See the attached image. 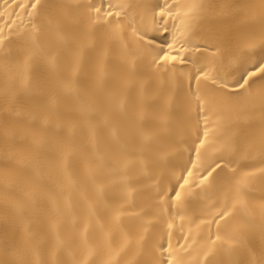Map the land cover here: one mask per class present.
<instances>
[{
    "label": "bare ground",
    "instance_id": "6f19581e",
    "mask_svg": "<svg viewBox=\"0 0 264 264\" xmlns=\"http://www.w3.org/2000/svg\"><path fill=\"white\" fill-rule=\"evenodd\" d=\"M98 2L40 0L33 10L23 7L33 0H0V264H148L168 231L150 177L167 184L171 172L179 175L205 126L202 156L230 144L226 158L237 171L226 169L219 184L169 211L176 258L207 264L211 249L216 264H264V83L215 93L201 112L182 73L205 56L188 54L189 63L169 70L154 62L173 36L177 47L227 39L258 58L264 0H108L124 6L119 35L92 23L86 5ZM165 4L170 14L161 17ZM50 15L63 18V40L45 28ZM129 23L137 33L147 30L151 47ZM34 28L42 31L38 47ZM220 74L232 85L240 65ZM160 155L166 168L155 164ZM244 173L251 174L246 214L255 228L237 216L228 231L238 228L243 241L212 245L217 229L201 220L222 203L221 188Z\"/></svg>",
    "mask_w": 264,
    "mask_h": 264
},
{
    "label": "snow or ice",
    "instance_id": "6c2138e0",
    "mask_svg": "<svg viewBox=\"0 0 264 264\" xmlns=\"http://www.w3.org/2000/svg\"><path fill=\"white\" fill-rule=\"evenodd\" d=\"M39 5L40 0H33V3L23 5V7L35 10ZM17 7H21V5H17ZM86 7L94 14L91 17L93 24L103 22L104 25L111 29L113 34L119 35L124 19H127V16L124 19L121 18L123 5H113L108 0H99L98 3L87 4ZM170 7L168 4L161 6L158 15L163 17L170 14L166 11ZM163 23L165 22L161 21V24ZM44 24L45 28L52 31L57 39H64L62 31L63 18L61 16H46ZM128 26L132 29L133 35L138 36L139 42H144L149 47L152 46V41L146 40L147 30L143 33H137V30L131 23ZM162 30L166 31V29ZM33 32L34 34L30 39L33 45L38 47L42 31L41 29L34 28ZM176 45L177 38L173 36L171 41L167 42L168 51L165 52L163 46H161L159 54L154 58V62L165 70H169L175 69L177 65L189 63L188 54L201 53V55L205 56V63L197 66L193 62V69L182 73L183 78L189 85L191 99L195 102L198 111H203L205 103L211 104L215 102V93L240 94L235 90L243 89L246 92L248 90L246 86L251 87L250 81L253 84L256 82L264 83V54L258 58L253 52H245L241 55L237 48H234L227 39L219 40L211 46L207 42L190 47H185L184 44H181L179 47ZM54 60L55 58L52 57L50 63H54ZM235 64L240 65V75L239 79L230 85L221 76L220 68L224 66L232 67ZM202 135L203 139H199L197 146L193 147L188 163L184 165L183 171L179 175L171 172L167 184L161 183L155 175L150 177L155 181L152 190L155 194L154 199L157 201V216L168 217L166 219L168 231L165 234L167 239L164 242L157 241L153 246L152 259L148 264H182V261L176 258L171 242V230L174 227V223L173 218L168 216L169 211L183 208L185 204L192 203L194 195L199 194L196 190L203 191L211 186L213 182L219 184L221 175L226 169L234 174L237 171L234 161L226 158V154L233 152V147L230 144H224L218 148L216 150L218 155L211 159L207 156V150H205V154L202 156L201 149L205 148L208 138L206 126ZM113 137L118 141L115 132H113ZM143 141L146 145H149L152 142V137L144 136ZM165 161L166 155H160L155 164L161 168H166ZM126 163L127 161H125ZM139 163L142 168H147L143 160L139 161ZM260 171L264 173V169H260ZM250 175V173H244L238 178H234L227 189L221 188L223 194L222 203L213 206V210L208 213L209 219L207 221L201 220V223H209L217 229L214 239L212 236H209V241L212 245H216L218 241L222 240L229 244L243 241V236L238 228L228 231L233 221L237 219V216L243 218L248 228H255L254 223L246 214L248 204L245 195ZM174 215H178V213H174ZM180 219H183V217H180ZM182 229L183 225H181ZM221 229L224 230L223 236L221 235ZM261 235L264 238V226L261 228ZM211 254L212 250L209 249L205 252L204 259L207 264H216V261L208 260V256Z\"/></svg>",
    "mask_w": 264,
    "mask_h": 264
}]
</instances>
